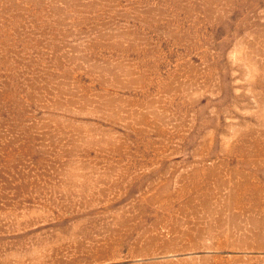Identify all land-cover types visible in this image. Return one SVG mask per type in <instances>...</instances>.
<instances>
[{"label":"rangeland","instance_id":"374dc122","mask_svg":"<svg viewBox=\"0 0 264 264\" xmlns=\"http://www.w3.org/2000/svg\"><path fill=\"white\" fill-rule=\"evenodd\" d=\"M260 228L264 0H0V264H256Z\"/></svg>","mask_w":264,"mask_h":264},{"label":"crops","instance_id":"0c3cea01","mask_svg":"<svg viewBox=\"0 0 264 264\" xmlns=\"http://www.w3.org/2000/svg\"><path fill=\"white\" fill-rule=\"evenodd\" d=\"M263 232H261L262 238H264V228H260ZM254 257H251V262H255L256 264H264V243L260 246L253 248L251 252Z\"/></svg>","mask_w":264,"mask_h":264}]
</instances>
